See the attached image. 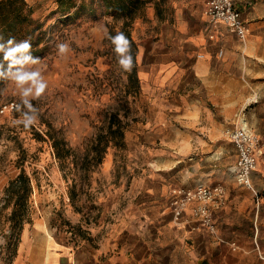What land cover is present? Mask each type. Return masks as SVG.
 Instances as JSON below:
<instances>
[{
  "label": "rangeland",
  "instance_id": "374dc122",
  "mask_svg": "<svg viewBox=\"0 0 264 264\" xmlns=\"http://www.w3.org/2000/svg\"><path fill=\"white\" fill-rule=\"evenodd\" d=\"M26 1L32 16L45 22L47 42L41 56L13 69L0 90V206L3 188L21 167L30 178L32 214L23 226V250L18 245L11 264H42L44 234L86 240L111 202L116 213L129 201L133 183L155 181L156 171L171 163L173 134L160 123L170 117L164 104L175 95L169 79L147 86L141 81L142 72L159 64L156 50L147 54L156 33L148 15L136 10L123 31L124 18L97 4L92 12L86 7L72 13L55 11L57 0ZM118 31L131 41L127 55L133 54L136 82L118 63L121 55L112 43ZM60 45L68 50L61 52ZM46 131L69 154L56 159ZM9 211L0 210V264H7Z\"/></svg>",
  "mask_w": 264,
  "mask_h": 264
},
{
  "label": "crops",
  "instance_id": "0c3cea01",
  "mask_svg": "<svg viewBox=\"0 0 264 264\" xmlns=\"http://www.w3.org/2000/svg\"><path fill=\"white\" fill-rule=\"evenodd\" d=\"M232 1L243 39L210 23L204 0H139V12L156 27L147 54L156 50L159 63L141 81L169 79L175 95L164 104L170 117L160 123L171 128L173 160L155 181L133 183L116 213L111 202L86 240L42 237V264H264V0ZM239 117L262 146L250 176L256 195L235 182L236 152L224 136ZM215 183L224 186L225 201L213 210L211 231L196 223L193 204L179 218L172 215L173 190Z\"/></svg>",
  "mask_w": 264,
  "mask_h": 264
},
{
  "label": "trees",
  "instance_id": "16d2710c",
  "mask_svg": "<svg viewBox=\"0 0 264 264\" xmlns=\"http://www.w3.org/2000/svg\"><path fill=\"white\" fill-rule=\"evenodd\" d=\"M100 1L103 3L106 13L115 18H124L123 31L129 26L130 21L134 18L133 13L138 10L139 6V0H89L88 5H85L83 1L77 3L75 0H57L58 6L55 11L73 10L72 13H76L87 7L88 11L92 12L93 5L99 4ZM32 13V8L26 0H0V90L13 69L18 68L25 61L41 56L46 46L45 22L34 18ZM125 34L128 36V33ZM25 43L28 45L26 49L24 48ZM9 52L12 55H8ZM131 55L133 57L132 53ZM129 77L133 81H137L134 69L129 73ZM115 130L118 131V129ZM108 131L114 132L110 127ZM45 134L52 142L56 159H62L69 154V150L63 148L50 133L46 131ZM37 136L43 140L39 133ZM98 143H100V139ZM106 144L107 142L104 143V145ZM30 195V178L20 167L19 173L10 179L2 190L0 210L10 209L4 217L7 230L3 234L7 264H11L16 256L24 224L31 222Z\"/></svg>",
  "mask_w": 264,
  "mask_h": 264
},
{
  "label": "built area",
  "instance_id": "2783aa9c",
  "mask_svg": "<svg viewBox=\"0 0 264 264\" xmlns=\"http://www.w3.org/2000/svg\"><path fill=\"white\" fill-rule=\"evenodd\" d=\"M203 13L210 23H223L239 39L244 38V25L232 0H204ZM224 136L232 142L236 152L233 167L235 182L256 195L250 176L256 167L258 157L262 154L259 138L241 117L237 119L232 129L225 131ZM224 201L225 188L221 183H215L173 190L169 207L172 215L179 218L185 207L193 204L191 214L196 219V223L211 231L213 210L222 207Z\"/></svg>",
  "mask_w": 264,
  "mask_h": 264
},
{
  "label": "clouds",
  "instance_id": "9594fccd",
  "mask_svg": "<svg viewBox=\"0 0 264 264\" xmlns=\"http://www.w3.org/2000/svg\"><path fill=\"white\" fill-rule=\"evenodd\" d=\"M112 43L116 46L115 51L121 55V59H119L118 63L120 67L125 71V73H131L134 67V57L128 56L127 53L131 50V41L127 38V36L118 31L115 37L112 38ZM28 47L27 43L24 44V48ZM68 50L67 45H60V51L64 52ZM8 55H12L11 52ZM44 85H41L37 96L43 93ZM28 125H33L31 121L27 122Z\"/></svg>",
  "mask_w": 264,
  "mask_h": 264
},
{
  "label": "bare ground",
  "instance_id": "6f19581e",
  "mask_svg": "<svg viewBox=\"0 0 264 264\" xmlns=\"http://www.w3.org/2000/svg\"><path fill=\"white\" fill-rule=\"evenodd\" d=\"M47 237H48V239H50V236L46 233L45 234L46 243H47ZM46 257H47V249H46V253H45V259H46Z\"/></svg>",
  "mask_w": 264,
  "mask_h": 264
}]
</instances>
